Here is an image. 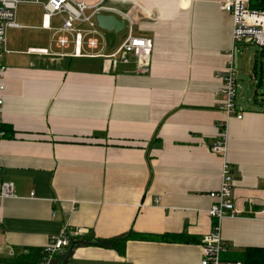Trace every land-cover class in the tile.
I'll return each instance as SVG.
<instances>
[{"label":"crops","instance_id":"crops-1","mask_svg":"<svg viewBox=\"0 0 264 264\" xmlns=\"http://www.w3.org/2000/svg\"><path fill=\"white\" fill-rule=\"evenodd\" d=\"M229 1L106 2L132 16L136 36L154 41L146 75L131 57L115 66L103 58L117 51L124 29L102 30L95 19L94 34L77 23L78 41L61 31L65 16L47 25L42 5L19 6L21 28L7 32L3 58L1 180L14 185V196L0 206V264H39L65 228L81 231L67 264H201L213 223L209 196L221 182L222 160L210 147L226 121L219 75L233 50L232 17L223 9ZM62 36L65 48L57 43ZM92 38L96 49L87 45ZM242 47L247 63L238 48V77L247 78L249 103L260 110L239 109L243 119L227 123L243 217L222 222L223 259L235 262L248 249H264V49ZM166 235L192 242L158 240Z\"/></svg>","mask_w":264,"mask_h":264},{"label":"built area","instance_id":"built-area-1","mask_svg":"<svg viewBox=\"0 0 264 264\" xmlns=\"http://www.w3.org/2000/svg\"><path fill=\"white\" fill-rule=\"evenodd\" d=\"M114 0H102L96 5H88L85 2L75 0H48L41 3L40 0H0V142L6 137L3 130V120L1 117V107L4 103L3 94L5 85L3 79L7 73V66L3 63V58L9 53L7 49V32L10 29L21 28L17 23V12L20 5L36 4L42 5L45 11V23L48 25L51 18L65 16L61 31L66 34L76 33L78 41L82 35L75 29L77 23H85L90 26L96 34L95 19L98 15H110L124 23V37L121 40L117 51L107 57L109 65L127 62L131 57L135 60L139 74L146 75L150 71L152 56L154 51V41L150 38L139 37L134 34L135 22L129 13H124L118 9L106 5V2ZM251 0H230L223 9L232 17V43L233 50L229 55L230 61L227 69L219 75L221 80L220 111L225 114L226 121L220 122L218 138L210 147L213 154L218 155L222 160L221 182L219 188L210 193L213 200L208 215L212 220V230L204 238L202 243L201 264H242L230 260H224L223 255L228 251V245L222 238V222L225 219H235L243 217V212L236 209L233 197V177L231 166L227 160L228 142V121L232 118L242 120L243 115L239 112L242 108L238 105V94L240 82L237 73V52L240 46L252 45L259 49H264V11L252 10ZM91 11L90 15L87 12ZM58 46L65 48L69 44L68 39L62 36L58 39ZM87 45L91 49H96L98 41L89 39ZM33 54H46V51H30ZM3 170L2 156L0 154V206L2 202L14 196V185L1 180ZM81 231L70 234L65 228L60 236L53 237L45 248L39 264H54L56 256L67 251L75 240L73 235L80 234Z\"/></svg>","mask_w":264,"mask_h":264},{"label":"water","instance_id":"water-1","mask_svg":"<svg viewBox=\"0 0 264 264\" xmlns=\"http://www.w3.org/2000/svg\"><path fill=\"white\" fill-rule=\"evenodd\" d=\"M96 22L98 24V27L102 30L109 31V32H115V33H120L124 29V23L119 21L117 18L114 16L110 15H98L96 17ZM238 81L242 83L241 88H240V94L238 97V105L244 109H252V110H260L255 108L254 106L250 105L249 103V89L250 85L247 81V78L245 76H240L238 77ZM83 244V243H81ZM75 246L76 243H72L68 251L66 252V257L64 259L63 264H67L69 259L73 257L75 253Z\"/></svg>","mask_w":264,"mask_h":264},{"label":"trees","instance_id":"trees-1","mask_svg":"<svg viewBox=\"0 0 264 264\" xmlns=\"http://www.w3.org/2000/svg\"><path fill=\"white\" fill-rule=\"evenodd\" d=\"M250 8L252 10L264 11V0H251ZM3 130L6 132V137L8 136V132L4 126H2ZM159 241L165 242H176V243H186L189 244L192 242L191 239L186 237H182V235H166L158 237ZM120 243L125 242V240H120ZM74 243V240H72ZM97 244L99 246L113 245V241H98ZM242 264H264V249L261 248H251L245 251L243 257L240 259Z\"/></svg>","mask_w":264,"mask_h":264},{"label":"rangeland","instance_id":"rangeland-1","mask_svg":"<svg viewBox=\"0 0 264 264\" xmlns=\"http://www.w3.org/2000/svg\"><path fill=\"white\" fill-rule=\"evenodd\" d=\"M122 34H125V33H122ZM243 46V45H242ZM242 46H240L239 47V50H240V52H239V55H238V60H239V62L241 63H243V62H245V63H247V57H246V54H247V52L246 53H244L243 54V49H245L244 47H242ZM249 47H251V48H257V47H255V46H252V45H249ZM258 50H260L259 48H257ZM240 89V88H239ZM252 95V90H251V92H250V96Z\"/></svg>","mask_w":264,"mask_h":264}]
</instances>
